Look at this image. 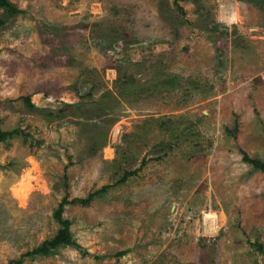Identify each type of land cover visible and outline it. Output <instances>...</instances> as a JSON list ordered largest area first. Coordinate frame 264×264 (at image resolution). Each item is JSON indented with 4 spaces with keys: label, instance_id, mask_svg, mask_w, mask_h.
Here are the masks:
<instances>
[{
    "label": "rangeland",
    "instance_id": "obj_1",
    "mask_svg": "<svg viewBox=\"0 0 264 264\" xmlns=\"http://www.w3.org/2000/svg\"><path fill=\"white\" fill-rule=\"evenodd\" d=\"M10 1L23 13L0 11V264L90 195L65 206L79 247L21 264H264V172L244 161L264 163V8Z\"/></svg>",
    "mask_w": 264,
    "mask_h": 264
},
{
    "label": "trees",
    "instance_id": "obj_2",
    "mask_svg": "<svg viewBox=\"0 0 264 264\" xmlns=\"http://www.w3.org/2000/svg\"><path fill=\"white\" fill-rule=\"evenodd\" d=\"M255 2L264 8V0H249ZM5 10L9 16H14L23 13L19 10L10 0H0V11ZM5 20L0 15V29L5 25ZM25 102L30 109H34V105L32 103V99L30 97L25 98ZM7 137V133H4L0 129V142L4 141ZM244 161L253 165L255 169L264 172V163L259 162L255 159H251L246 153H244ZM96 195H90L87 199H74L69 201L68 199H64L63 202L59 205L57 211L55 212V219L60 225V229L57 235L50 241H46L39 248L33 250L32 252H28L23 255L20 260L11 261L9 264H21L23 259L27 257H34L36 255L47 256L55 249L64 247V246H78V244L74 241L72 232H71V221L64 218L65 206L74 203H81L83 205L89 204ZM260 246V245H258ZM260 250L264 252L262 246H260Z\"/></svg>",
    "mask_w": 264,
    "mask_h": 264
},
{
    "label": "bare ground",
    "instance_id": "obj_3",
    "mask_svg": "<svg viewBox=\"0 0 264 264\" xmlns=\"http://www.w3.org/2000/svg\"><path fill=\"white\" fill-rule=\"evenodd\" d=\"M236 19H237V14L235 13V12H232L231 13V15L229 16V18H228V21L230 22V23H232V22H235L236 21ZM214 222H212V227L214 228V224H213Z\"/></svg>",
    "mask_w": 264,
    "mask_h": 264
}]
</instances>
